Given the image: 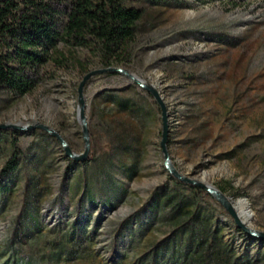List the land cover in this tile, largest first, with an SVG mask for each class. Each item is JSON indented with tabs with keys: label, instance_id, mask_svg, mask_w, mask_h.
<instances>
[{
	"label": "rangeland",
	"instance_id": "rangeland-1",
	"mask_svg": "<svg viewBox=\"0 0 264 264\" xmlns=\"http://www.w3.org/2000/svg\"><path fill=\"white\" fill-rule=\"evenodd\" d=\"M58 10L65 1L44 0ZM145 8L130 55L105 70L93 51L60 43L35 88L12 99L0 90V264H264V240L239 228L216 203L191 228L173 231L158 197L182 177L211 187L251 232L264 233V0H161ZM134 78V82L130 77ZM187 184V183H186ZM242 202V204H240ZM169 221V220H168ZM217 243L198 245L202 228Z\"/></svg>",
	"mask_w": 264,
	"mask_h": 264
},
{
	"label": "trees",
	"instance_id": "trees-1",
	"mask_svg": "<svg viewBox=\"0 0 264 264\" xmlns=\"http://www.w3.org/2000/svg\"><path fill=\"white\" fill-rule=\"evenodd\" d=\"M64 10L44 0H0V90L12 99L29 94L36 86L37 73L46 65L60 43L93 51L105 68L120 63L130 55V46L145 8L133 5V0H62ZM154 4L161 0H143ZM6 131V130H4ZM15 137L10 139L11 156L4 163L0 177L18 166L20 154ZM82 162V161H81ZM178 188L158 197L155 206L169 211L166 222L173 231L191 228L207 214L201 202L216 203V199L197 186L170 176ZM224 193V189H219ZM220 212L226 213L223 206ZM169 220V221H168ZM201 227L198 245H216V232ZM264 240V238H260ZM205 252L188 263L206 264Z\"/></svg>",
	"mask_w": 264,
	"mask_h": 264
},
{
	"label": "water",
	"instance_id": "water-1",
	"mask_svg": "<svg viewBox=\"0 0 264 264\" xmlns=\"http://www.w3.org/2000/svg\"><path fill=\"white\" fill-rule=\"evenodd\" d=\"M105 71L122 73L121 70L113 69V68H109V69H105V70H100V71L92 72V73H90L89 75H87L84 78V80L82 81V83L80 84L79 89H78L79 103L81 105L80 115H81V122H82V127H83V140H84V143H85V151H84L83 154L75 155L74 153H72L71 150L69 149V147L67 146V144L65 143V141L57 133H55L54 131L50 130L48 127L43 126V125H39L37 127L38 129L43 130L44 132L48 133L49 135L55 137L60 142V144L62 145V147H63V149L65 151V154L68 157L72 158L76 162H81V161L86 160L87 154H88V151H89V147H90V145H89V135H88V131H87V128H86V124H85V120H84V115H83V107H84V105H83V99H82L83 87H84L85 81L87 79H89L92 75L99 74V73H102V72H105ZM130 78L134 82H137L134 78H132V77H130ZM142 88H144L147 92H149L154 97L155 101L157 102V104L160 107L161 116H162V122H163V133H162L161 147H162L163 152H164V155H165V167L170 171V173L172 174V176L174 178H176L177 180L181 181V182H184V183H187V184H191V185H194V186H197L199 188H202V189L206 190V192H208L209 194H211L217 200V202L221 206H223V208L226 210V212L229 213L232 216V218L234 219L236 225L239 228H241L243 231H245L248 234H251V235L256 236V237H259V238H264V233L251 232V231H249L243 225V223H241L239 221V219L237 218V215L235 213V208L231 205L230 202L227 201V199L224 197V195L221 192H219V191H217V190H215V189H213L211 187H207V186H205L203 184H200V183H197L195 181H192V180H189L187 178H184V177L180 176L172 168V166L169 164V158H168V155H167L166 150H165V144H166L167 134H168V130H167V118H166V110H165V107H164L161 99L159 98L158 94L154 90H152L149 87H143L142 86ZM14 128L15 129H18V127L13 126V125H0V131H4V130H8V129H14Z\"/></svg>",
	"mask_w": 264,
	"mask_h": 264
},
{
	"label": "bare ground",
	"instance_id": "bare-ground-1",
	"mask_svg": "<svg viewBox=\"0 0 264 264\" xmlns=\"http://www.w3.org/2000/svg\"><path fill=\"white\" fill-rule=\"evenodd\" d=\"M240 204H242V202Z\"/></svg>",
	"mask_w": 264,
	"mask_h": 264
}]
</instances>
